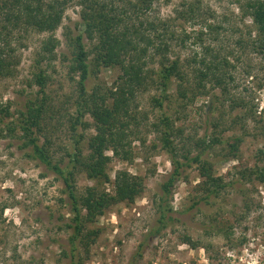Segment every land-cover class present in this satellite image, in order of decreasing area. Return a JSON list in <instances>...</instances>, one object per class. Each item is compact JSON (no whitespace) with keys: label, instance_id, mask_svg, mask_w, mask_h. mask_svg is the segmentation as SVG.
I'll return each mask as SVG.
<instances>
[{"label":"rangeland","instance_id":"1","mask_svg":"<svg viewBox=\"0 0 264 264\" xmlns=\"http://www.w3.org/2000/svg\"><path fill=\"white\" fill-rule=\"evenodd\" d=\"M244 1L153 0L146 16L159 26L151 34L154 42L169 45L170 59H179L191 76L199 66L193 60L210 47L233 66L227 70L232 79H225V94L216 86L207 85L206 93L194 86L185 98L178 95L173 80L162 107L154 102L161 95L157 86L136 94L132 110L140 124L126 145L132 158L123 160L107 151L112 156L107 169L110 182L101 188L111 193L116 171L126 170L144 180V190L133 202L114 204L86 227L90 241L78 244L82 264H264V182L259 181L264 178V53L237 43L239 39L247 43L255 35L251 18L243 17L239 9ZM206 25L221 26L210 32ZM80 30L79 6L72 2L54 33L59 41L55 60L38 65L48 33L20 32L13 44L17 61L13 75L0 77V108L8 106L12 113L4 119L8 123L29 100L41 97L34 74L38 67L46 70L45 122L56 159L72 149L74 134L83 135L80 147L86 155L87 139L94 133L88 115L84 117L88 128L77 125L74 132L70 127L78 92L77 77L69 70L70 39ZM84 42L87 49L91 47L86 38ZM155 56L148 66L158 69L161 55ZM118 73L100 67L87 79L86 89H97L111 102L108 93L115 90ZM164 114L179 129L174 144L194 153L196 140L219 134L222 144L211 147L205 157L228 186L210 203L194 204L201 196L202 177L196 166L187 168L171 197L176 221L153 234L160 186L171 169L153 126ZM19 137L16 132L0 138V264H70L64 251L69 246L71 215L62 181L27 156ZM236 137L241 141L230 153L226 143ZM94 184L85 174H76L77 193Z\"/></svg>","mask_w":264,"mask_h":264},{"label":"trees","instance_id":"2","mask_svg":"<svg viewBox=\"0 0 264 264\" xmlns=\"http://www.w3.org/2000/svg\"><path fill=\"white\" fill-rule=\"evenodd\" d=\"M72 2L79 6L81 30L70 39L72 58L69 70L76 75L78 88L74 103L75 114L70 127L74 132L77 125L88 128V123L84 121L86 115L93 120L94 133L87 139V154L84 155L80 147L83 135L77 138V134H74L71 150H67L59 159L52 155V137L48 134L45 122L49 110L45 103L47 77L46 70L41 67L34 74V83L39 87L41 97L29 100L17 112L16 119L8 123H4V119L12 116V113L8 106L1 107L0 138L12 137L20 132L21 147L26 148L27 156L42 164L62 181L71 215L70 223L67 224L71 229L69 246L64 252L70 264H82L78 244L86 246L90 241L91 232L86 231V227L114 204L133 202L144 190V180L126 170L116 171L111 193L101 188L104 183L110 182L107 169L112 156L107 155V151L123 160L132 158L126 145L131 134L137 133L136 128L140 124L132 110L136 94L146 91L150 86H157L161 95L155 97L154 102L157 107H162L164 100L169 97L167 92L173 80H176V90L182 98L194 86L204 93L207 85L216 86L220 88V94H225V79H232L227 70L233 66H230L226 57H220V52L204 47L198 60L197 54H194L196 58L193 62H197L199 66L194 68L191 76L186 74L179 59H170L167 55L169 45L164 41L156 43L153 40L151 31H156L159 25L146 16L153 0H0V77L13 75L17 64L13 44L20 32L48 33L39 49L38 65L55 60V49L59 41L54 33ZM239 9L243 17L251 18L255 32L253 39L246 41L247 43L239 39V47L244 49L250 45L253 50L264 53V0H245L239 3ZM206 26L213 32L221 25ZM84 38L91 44L88 49ZM159 53V68H150L149 59H154ZM100 67L118 69L119 72L115 90L108 93L111 102L107 95L97 89L91 92L86 89L87 79ZM153 126L160 133L162 147L171 164L169 173L161 183L156 207L157 218L153 234H158L176 221L172 215L174 211L171 197L176 181L183 177L187 168L196 166L202 177L199 183L201 196L194 204L210 203L228 185L222 176L215 175L212 163L205 157L211 147L222 144L219 134L214 133L210 137L206 134L196 140L194 153L188 146L178 147L174 144L173 137L179 129L175 130L167 115L161 116L158 124ZM240 141L236 137L231 143H226L230 153L236 152ZM78 173L85 174L95 182L80 194L75 187ZM259 181L264 182V178Z\"/></svg>","mask_w":264,"mask_h":264}]
</instances>
